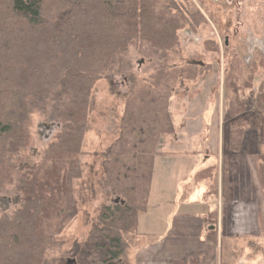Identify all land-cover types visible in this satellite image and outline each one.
<instances>
[{
	"label": "trees",
	"instance_id": "obj_1",
	"mask_svg": "<svg viewBox=\"0 0 264 264\" xmlns=\"http://www.w3.org/2000/svg\"><path fill=\"white\" fill-rule=\"evenodd\" d=\"M204 21L200 12H193L189 0H0V190L12 181L5 141L14 127L12 116L16 110L22 116L26 109L46 113L52 96L59 93L63 97L59 116L64 121L43 161L25 165L19 184L21 206L12 216L4 214L0 218V264H32L40 259L47 251L49 235L62 231L79 213L73 181L84 176L81 155L94 87L105 78L117 57L127 52L135 40L163 52L178 50L180 30ZM233 61L226 78V87L232 93L226 115L241 116L247 131H257L262 127V112H252L248 105L255 95L263 102L264 83L255 93V81L259 80L255 64L244 77L235 58ZM165 86L171 87L169 83ZM249 89L253 91L248 96L245 90ZM156 99H141L144 102L137 108L150 107L155 126L161 110ZM148 112H143L145 127L136 125V110L129 107L126 111L125 130L129 135L138 132L139 142L135 136L133 141L124 137L113 144L103 153L109 158L106 170L111 161L112 170L120 175L122 169L141 170L137 168L140 165L136 166L138 157L148 152L137 150V144H148L160 135L158 127L148 128L149 122L145 124ZM168 116L171 118L170 113ZM166 131L175 132L172 121ZM158 153L151 155L152 165ZM258 155L264 179V153ZM152 172L151 166L144 176L147 180L118 189L124 198L100 209L84 251L94 256L92 264H131L126 259L125 235L136 232L139 215L148 208ZM211 216L208 225L214 229L209 230L208 240L218 244L215 209ZM241 253L238 248L223 245V259L230 257L235 262ZM170 264H206L205 255L195 251Z\"/></svg>",
	"mask_w": 264,
	"mask_h": 264
},
{
	"label": "rangeland",
	"instance_id": "obj_2",
	"mask_svg": "<svg viewBox=\"0 0 264 264\" xmlns=\"http://www.w3.org/2000/svg\"><path fill=\"white\" fill-rule=\"evenodd\" d=\"M189 4L193 12H200L205 21L197 27L186 26L180 30L178 50L163 52L144 41L135 40L127 52L117 57L105 78L96 83L86 121L84 153L81 155L84 176L73 181L79 213L66 223L62 231L49 235L45 255L33 260L32 264H92L94 256L84 251L100 209L124 198L118 189L147 180L144 176L153 167L151 155L160 149L164 140L169 142L171 134L166 133V129L171 121L173 125H179L181 121L195 116L201 117V121L190 123L189 132L196 133L194 137L205 141L212 155L218 154L221 188L223 192L226 187L227 192V198L222 197L223 202L228 204L230 182L233 183L234 202L225 207L224 215L221 216L218 211L220 215H217L215 224L219 234L218 244L211 241L216 251L210 264H264V179L258 155L264 153V100L260 102L255 95L264 83V0H189ZM233 58L241 67L244 77L254 64V72L259 75V80L255 81V99L248 105L250 111L262 112V127L257 131H247L241 116L228 118L225 112L232 98V93L226 87V78L229 79ZM166 83L170 84L169 89ZM251 90H245V94H252ZM145 97L157 98L158 110H162L159 111L156 126L152 122L154 111L150 107L149 110L147 107L141 109L143 111L137 110L138 105L144 102L141 99L147 100ZM62 99L59 93H55L46 113L26 109L22 110L26 113L24 116L18 110L12 116L14 127L5 141V158L11 166L12 181L5 183L0 190V218L4 214L12 216L21 206L19 184L25 165L42 162L50 143L63 129L64 121L59 116ZM129 107L137 112V126L144 125L143 112L149 111L145 115L148 116L145 124L149 122L148 128L158 127L160 135L158 139L154 137L157 140L151 137L153 139L148 144H137V150L147 149L148 152L138 157L136 166L140 165L137 168L141 170L122 169L123 174L120 175L112 170L113 161L106 170L105 164L109 158L103 153L124 137L133 141L136 136L139 142L140 134L135 132L129 135L124 127L123 117ZM185 108L186 111L180 112ZM197 124H200V129ZM183 132L188 131H181L177 137L182 139L187 136L181 134ZM174 145L179 149L183 146ZM233 153H236L235 156H231ZM228 160H232L231 170ZM131 164H134L132 159ZM177 171L174 172L175 180L182 176L181 170ZM125 173H128V177L124 176ZM212 181L211 189H217V179ZM186 182L185 188L194 185L193 176L190 180L187 178ZM166 195L162 194V198ZM151 202L154 206L152 199ZM172 214V211L170 214L168 212L166 219L169 220ZM210 221L206 227L210 226ZM132 235H125L126 259L131 264H146L134 257L136 245ZM224 244L226 248L241 250L235 262L230 257L223 259Z\"/></svg>",
	"mask_w": 264,
	"mask_h": 264
},
{
	"label": "crops",
	"instance_id": "obj_3",
	"mask_svg": "<svg viewBox=\"0 0 264 264\" xmlns=\"http://www.w3.org/2000/svg\"><path fill=\"white\" fill-rule=\"evenodd\" d=\"M184 111L186 108L180 110V112ZM200 118L198 116L190 117L187 121L178 123L179 125L174 124L175 132L170 133L169 142L166 143L164 140L161 143L159 153L153 159L148 208L139 215L136 232L132 235L136 245L133 253L138 261L146 264H170L171 261L188 258L195 251L204 253L206 264H210V259L213 260L215 257V244L208 240L209 230H213L214 228L211 227L214 226L206 227V224L214 209L217 215L221 213L222 216L225 207L234 202L233 183L230 182L228 204L223 202L221 193L222 174L218 154L215 155V159L211 153L212 150L207 147L205 141L194 137L193 135L196 133L189 132L190 123L200 122ZM199 126L200 124H197V127ZM181 131H188L181 133L187 135L182 139L177 137ZM174 143L183 145L182 149L175 147ZM195 146L197 148H194ZM235 154L233 153L231 156H235ZM228 162L231 170L232 160H228ZM175 170L182 172V176L177 180L174 179ZM177 173L179 172L177 171ZM192 176L194 185L190 184L185 188L186 179L190 180ZM215 179L218 183L217 189L215 188L216 193L211 189L212 180ZM162 194L167 195L162 198ZM151 199L154 201V206ZM237 206L241 207L239 204ZM171 211L173 214L167 220L165 215L168 212L170 214ZM217 235H219L218 229ZM151 236L155 237L145 240Z\"/></svg>",
	"mask_w": 264,
	"mask_h": 264
},
{
	"label": "water",
	"instance_id": "obj_4",
	"mask_svg": "<svg viewBox=\"0 0 264 264\" xmlns=\"http://www.w3.org/2000/svg\"><path fill=\"white\" fill-rule=\"evenodd\" d=\"M211 228L213 229L214 227H211ZM71 261L75 262V259H72Z\"/></svg>",
	"mask_w": 264,
	"mask_h": 264
}]
</instances>
